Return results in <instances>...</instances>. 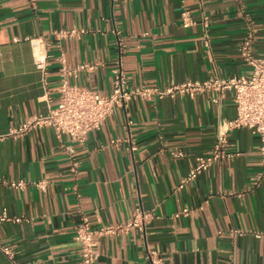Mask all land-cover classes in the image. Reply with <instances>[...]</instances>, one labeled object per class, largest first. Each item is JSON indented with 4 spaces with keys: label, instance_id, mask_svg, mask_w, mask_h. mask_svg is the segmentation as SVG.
Wrapping results in <instances>:
<instances>
[{
    "label": "crops",
    "instance_id": "crops-1",
    "mask_svg": "<svg viewBox=\"0 0 264 264\" xmlns=\"http://www.w3.org/2000/svg\"><path fill=\"white\" fill-rule=\"evenodd\" d=\"M248 23L253 51L264 56V0H0V177L25 181L22 189L0 185V217L10 218L0 220V242L18 264H80L82 217L98 228L128 221L137 207L152 213L144 232L101 237L97 264H150L149 250L163 264H264V177L248 128L229 131L230 156L178 188L235 117L232 91L136 98L81 143L48 127L9 134L57 105L61 51L68 65H94L69 81L102 93L112 89L118 40L130 86L247 76L237 48ZM71 29L81 32L57 38ZM33 35L49 45L45 86L25 39ZM42 179L44 191L35 185ZM184 207L194 211L176 217ZM0 264H12L1 251Z\"/></svg>",
    "mask_w": 264,
    "mask_h": 264
},
{
    "label": "built area",
    "instance_id": "built-area-1",
    "mask_svg": "<svg viewBox=\"0 0 264 264\" xmlns=\"http://www.w3.org/2000/svg\"><path fill=\"white\" fill-rule=\"evenodd\" d=\"M240 1V0H237ZM183 25L190 23L188 11L182 12ZM206 18L204 17V24ZM81 31L75 29L59 30L57 38H65L79 34ZM31 47L32 60L35 68L42 75V84L46 85L45 74L49 61L48 43L38 35L25 38ZM255 30L248 23L242 41L239 43L237 52L241 61L250 69L249 75H236L228 78L209 76L202 80H186L179 83H171L160 87L157 85H128L125 73L122 69L121 53L122 46L118 40L119 57L113 68L112 89L108 93H102L87 87L73 84L70 78H76L81 71H90L94 68L91 63H80L74 66L68 65L65 54L61 51L58 55L59 65V101L57 105L50 108L44 115H34L27 118L17 128L10 130L11 135H22L30 129L48 127L55 137H68L69 141L81 143L86 135L98 129L102 121L112 113L115 107L125 108L136 98L154 99L170 97L175 98L181 95L194 96L196 94L213 91L221 93L226 90L233 92L235 105V117L225 121L218 129L215 143L210 155L196 157L195 165L184 175L178 184L183 188L187 183L194 180L203 170L208 169L216 160L230 156L227 151V133L233 129L245 127L259 139V163L261 170L258 177H264V56H258L253 51ZM216 100V99H214ZM3 136L0 135V138ZM70 161V170L76 173L78 161L75 158L70 146H65ZM47 181L42 179L35 182V185L42 191L47 187ZM7 184L15 189H22L25 181H6L0 177V185ZM194 209L184 207L175 213V216L187 215ZM152 213L137 207L133 216L124 223L102 225L92 228L89 219L82 217L81 223L76 226L74 240L79 245L80 264H97L98 241L103 236H112L117 233L126 232L136 228L144 232L145 225L151 218ZM10 219L3 213L0 220ZM20 218H14L19 221ZM232 233H239L238 229H232ZM0 251L11 261L18 264L14 258V251L11 247L0 242ZM150 264H163L157 257L154 250L147 251L146 255Z\"/></svg>",
    "mask_w": 264,
    "mask_h": 264
}]
</instances>
